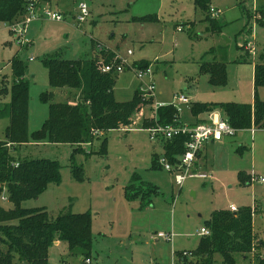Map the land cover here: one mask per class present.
<instances>
[{
	"label": "rangeland",
	"instance_id": "1",
	"mask_svg": "<svg viewBox=\"0 0 264 264\" xmlns=\"http://www.w3.org/2000/svg\"><path fill=\"white\" fill-rule=\"evenodd\" d=\"M58 1L62 2L57 6ZM78 3L86 4L89 11L80 25L74 20ZM261 5L263 0H210V9L219 12L214 21L221 27V34L208 32L206 15L195 9L192 0L41 1V8L51 7L52 12L61 13L63 20L32 21L26 29L31 39L29 48H19L1 26L0 107L9 101L7 93L13 82L10 63L13 58L21 59L28 66L25 79L29 83V134L40 130L48 117V106L40 102V95L50 91L43 61L56 54L74 61L91 59L101 51L99 48L110 50L114 56L110 65L123 69L117 75L115 100L128 102L138 91L143 102L126 131L99 134L91 144L82 145L73 160L75 147L70 145L40 143L19 148L15 153L18 158L45 159L60 166V182L49 185L37 199L21 207L43 208L52 218L65 212L89 213L92 264L96 260L98 264H171L174 251L196 249L198 232L213 212L230 211L231 206L252 209L253 233L264 242V183L259 182L264 179V129L238 131L234 137L222 140V145H209L201 159V169H192L193 174L206 177H187L177 187L174 172L152 168L153 156L157 161L164 158V141H150L149 133L142 128V122L151 117V105L145 103L150 101L145 96L150 79L140 81L135 75L141 65L151 66L157 101L172 102L174 95L183 93L191 103L252 104L253 67L264 64V25L255 22L264 21V15L257 13ZM30 57L32 62L28 61ZM214 61L226 66L225 86H211L201 70L204 64ZM53 95L54 102L75 103L63 89L54 90ZM256 95L264 102V87L258 88ZM181 107L183 121L190 120L189 110ZM7 126L8 120L0 119V141H4ZM72 166L82 168L84 182L74 180ZM239 173L250 175L252 182L242 185ZM132 175L158 191L147 208L140 209L138 200L129 202L124 197V187ZM0 206L12 209L5 191L0 196ZM161 233L171 234L172 240L158 239ZM55 243L58 242L49 252ZM51 253L55 264L83 262L68 252L64 243ZM258 254L264 258V247ZM233 257L234 264H256L253 254ZM199 260H187L186 264H198ZM213 264H222V259L216 256Z\"/></svg>",
	"mask_w": 264,
	"mask_h": 264
},
{
	"label": "trees",
	"instance_id": "2",
	"mask_svg": "<svg viewBox=\"0 0 264 264\" xmlns=\"http://www.w3.org/2000/svg\"><path fill=\"white\" fill-rule=\"evenodd\" d=\"M192 2L195 9L206 15L208 32L221 34V27L210 14V0ZM26 6L27 0H0V23L17 20L25 13ZM257 13L264 15L263 5ZM255 22L264 25L263 20ZM99 50L91 59L64 60L60 54H56L43 61L50 91L40 95V102L48 106V117L43 127L31 134L28 131L29 83L25 79L28 66L17 58H13L10 63L13 82L7 93L9 101L0 107V119L8 120L4 141H0V196L5 191L12 209L5 210L0 206V264H47L49 249L54 242L64 243L68 252L84 261L92 255L89 213L65 212L52 218L43 208L21 207L22 203L37 199L49 185L60 182L59 164L45 159L18 158L15 153L30 144L70 145L75 147L71 154L73 160L74 155L81 152L80 147L91 144L99 134L125 130L133 124L132 116L143 105L139 93L136 91L128 102L115 100L114 87L118 76L115 72L102 73V68L110 65L114 56L110 50ZM147 67L141 65L140 69ZM201 70L208 76L211 86L226 85V66L222 62L204 64ZM253 86L255 95L252 104L191 103L189 112L197 118L218 108L229 125L237 131H247L252 127L264 129V102L258 100L256 95L257 89L264 87V64L253 67ZM62 89L68 97L75 99V103L54 102L53 91ZM146 120L142 122L145 130L155 125H177L179 113L168 105L156 111V120ZM186 140L185 136H180L164 141L163 156L170 165H175L183 154ZM105 144L106 140L102 143L103 149ZM152 168H162L157 163V156H153ZM71 173L75 181H85L82 168L72 166ZM130 180L124 187L125 199L129 202L138 200L140 209L150 206L151 197L158 193L157 189L143 183L136 175H132ZM238 180L242 185H248L251 176L239 173ZM133 186L137 188L132 193L130 190ZM253 216L250 208L236 212H213L205 223L209 236L200 237L196 249L189 252L191 257L187 259L199 258L201 261L198 264H213L214 258L219 256L222 264H234V255L247 257L253 254L256 264H264V258L258 254L264 242L253 233ZM182 253L174 252V255L180 258L182 264H186L187 259L181 257Z\"/></svg>",
	"mask_w": 264,
	"mask_h": 264
},
{
	"label": "built area",
	"instance_id": "3",
	"mask_svg": "<svg viewBox=\"0 0 264 264\" xmlns=\"http://www.w3.org/2000/svg\"><path fill=\"white\" fill-rule=\"evenodd\" d=\"M41 0H27V6L25 9V13L22 16V19L16 23L9 24H0L4 26L7 32L12 36V39L15 41L19 48H28L31 46L30 40L27 38V27L34 20H51L54 22H61L63 17L61 13L52 12L48 9L40 8ZM210 14L213 18L219 15V12L210 9ZM89 15V11L87 5L84 3H78L76 5L75 22L80 25L84 23ZM180 31V29H179ZM130 55L131 52H128ZM29 62L33 61V58L30 57L28 59ZM115 72L117 75L123 73L122 66H112L105 65L102 68V73H111ZM135 75L138 80L142 81L145 78L150 79V84L146 89V97L151 105V117L150 119L156 120V111L159 108L171 105L174 107L178 113L181 112L180 107L186 106L190 104V99L187 95L180 93L178 95H174L173 101L165 104L158 102L156 100V88L153 84L152 77V69L151 66H148L145 69H137L135 70ZM153 98V99H152ZM152 99V100H151ZM178 103L180 106L176 105ZM149 133V139L152 142L159 141H168L176 137L185 136L187 138L184 144V152L178 157L176 162V168L173 165H170L165 158H160L157 163L160 167L164 168L166 171L172 173L174 172V183L177 187H180L183 181L187 177H202L205 178V174H193L192 169L194 167V163L197 161V155L200 153L206 144L208 143H218L221 142L225 138H232L238 132L234 128H232L228 121L221 115L220 111H211L205 115V119L202 123H198L194 126L187 125H155L153 127H149L146 129ZM251 132H254V128L250 129ZM17 166V165H16ZM252 182V177L250 183ZM259 182L264 183V179H259ZM231 212H236L237 209L234 206H231L229 209ZM199 237H207L209 236V231L207 228L202 227L198 232ZM158 239H163L165 241H171L173 236L171 234H157ZM182 258H190L191 254L189 252H183L181 254ZM86 264H90V260H86ZM171 264H182L180 258H176L174 253L172 256Z\"/></svg>",
	"mask_w": 264,
	"mask_h": 264
},
{
	"label": "crops",
	"instance_id": "4",
	"mask_svg": "<svg viewBox=\"0 0 264 264\" xmlns=\"http://www.w3.org/2000/svg\"><path fill=\"white\" fill-rule=\"evenodd\" d=\"M62 1H58L57 3H56V5L58 6V4L59 3H61ZM41 8V7H40ZM47 8H51V7H47ZM41 9H44V8H41ZM190 25V24H189ZM191 26V25H190ZM27 38L30 40V42H31V39L27 36ZM29 48V47H28ZM161 96V95H160ZM159 101V100H158ZM159 102H161V103H170V102H163V101H159ZM188 106V105H187ZM181 108H186V107H184V106H182ZM186 109H188L189 110V107L188 108H186ZM213 111H216V110H213ZM217 111H219V110H217ZM182 112V111H181ZM181 112L179 113V120L180 121H178V123H180L181 125H187V126H194V125H196V124H198V123H202L203 122V120L205 119V115L207 114V113H205V114H201V115H199L197 118H194V117H192V115L190 114V112H189V118H190V120H186V119H184V121H183V118H181L182 116V114H181ZM221 113V112H220ZM222 115V114H221ZM248 131V130H247ZM224 140V139H223ZM222 142V141H221ZM221 142H218V143H208V144H206L205 145V147H204V149L200 152V153H198V155H197V161L194 163V171H196V172H198V170H200L201 169V167H200V162H201V159L202 158H205V150H206V148L209 146V145H211V144H213V145H215V144H220ZM220 145H222V144H220ZM205 151V152H204ZM139 206H140V204H139ZM140 208V207H139ZM62 243L61 242H58V243H55V246L51 249V251L49 252V258H48V261H49V264H55L54 262H52L51 261V252H52V250L55 252V250L56 249H59L60 248V245H61ZM56 245H58L57 247H56ZM174 252H176V251H174ZM173 252V253H174ZM181 252H191V251H181ZM173 256V255H172ZM91 257H92V255H91ZM81 258V257H80ZM82 259V258H81ZM187 259V258H186ZM90 260V264H92V258H90L89 259ZM188 260V259H187ZM82 261L83 262H81V264H85V262H84V260L82 259ZM189 261V260H188ZM95 263L96 264H98V261L96 260L95 261ZM61 264H66V262H62Z\"/></svg>",
	"mask_w": 264,
	"mask_h": 264
}]
</instances>
